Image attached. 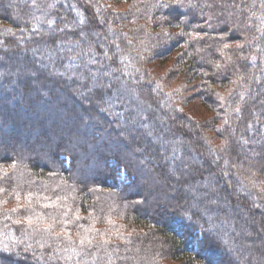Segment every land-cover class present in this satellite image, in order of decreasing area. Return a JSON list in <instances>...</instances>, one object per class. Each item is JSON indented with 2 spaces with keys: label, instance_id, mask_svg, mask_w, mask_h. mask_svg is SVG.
Wrapping results in <instances>:
<instances>
[{
  "label": "trees",
  "instance_id": "1",
  "mask_svg": "<svg viewBox=\"0 0 264 264\" xmlns=\"http://www.w3.org/2000/svg\"><path fill=\"white\" fill-rule=\"evenodd\" d=\"M144 131L200 161L175 193ZM208 171L227 210L186 200ZM250 224L264 234V0H0V264H262Z\"/></svg>",
  "mask_w": 264,
  "mask_h": 264
},
{
  "label": "rangeland",
  "instance_id": "2",
  "mask_svg": "<svg viewBox=\"0 0 264 264\" xmlns=\"http://www.w3.org/2000/svg\"><path fill=\"white\" fill-rule=\"evenodd\" d=\"M127 5L123 4L121 5V8H126ZM155 64V63H154ZM173 66V63L172 61L171 62H165L164 64H162L158 70H157V73H165L167 72L168 70H170V68ZM182 82L181 79H173L171 81V85L172 87L170 88V90H174L173 88H175L177 85H179L180 83ZM94 84H91L90 87H92ZM74 94V92H73ZM136 93L133 91V92H130L128 91L126 88L124 87H120L117 91H116V95L117 96H120L124 99H127V98H130L134 101L135 99V95ZM75 95V94H74ZM76 96V95H75ZM106 100V103L104 104L106 106L107 109L110 110L111 113H113L115 116L118 117V115L116 114V111H114V106H115V103L112 102L111 100ZM128 100V99H127ZM136 100V99H135ZM145 103H136L133 107L132 105V108L135 112V114H138L141 115V108L142 109H145V112H148V111H153V109L147 105H144ZM187 107V108H186ZM162 109V107H160ZM183 109L184 111L186 109H189L188 110V113L199 123L200 121H203L205 119H208L209 116H210V113L208 110H206L205 107H202V105L200 104V102L197 100V98L195 96L192 97V100H190V103L186 106H183ZM184 114V113H183ZM138 115V116H139ZM117 119V118H116ZM160 120L162 121V123H160ZM118 121V127L122 128V131H124L125 133H123V135H126L128 133L127 136H130L132 135V131L128 130L127 128L128 127H132L134 124H131V120L128 118V119H121L120 117L117 119ZM166 122L165 119L157 116L156 118V121L152 123V126H150V128H155V127H163V123ZM179 124V123H177ZM175 126H178L180 128H186V129H191L190 131H192V128L190 126H187V125H182V124H179V125H175ZM144 127V126H143ZM143 128L140 126V131L142 130ZM201 130L202 132H206L204 129V127H201ZM144 134V135H143ZM140 135L142 136H145L146 137V141L147 140H150V142L154 143V144H158L160 146V149H161V158L160 160H157V159H153L151 158L150 156H148L147 152L145 151L144 147H143V151L142 152V160L149 163L150 165L154 166L155 167V164H157L159 166V164H162L165 169H166V172H168L169 175L172 176V179H173V182L171 183V189L173 191V193H175L179 188H180V178L179 176L183 175V171H186L188 169L190 170H195V169H200L202 168L201 167V163L200 161L198 162L196 160V156H195V153L192 151V149L190 148L191 146H193L192 144H188L187 142H184L186 148L188 147L187 150L189 151H192L189 153L188 156H184L182 157L181 156V159L179 158V154L177 153V143H179L180 141V137L178 135L174 136V133H173V137L170 139V140H167V141H162V138L161 137H151V135H147L144 132H140L139 133V137ZM133 138L134 139H137L138 137L136 136V133H133ZM143 143H145V141H143ZM181 143V142H180ZM240 149V148H239ZM242 147H241V150H240V155L242 156V158H245V154H244V151H242ZM140 153V152H139ZM148 156V157H147ZM171 159V160H170ZM189 171H186V172H190ZM185 172V173H186ZM219 173L217 171H214V172H211V171H208L205 175H204V180L202 182H194V183H185L184 184V190H185V193H186V200L189 204H191L192 207H194L196 205V201L199 203V207H200V211L201 213L203 214H206L207 210L205 209L206 205L207 204H211L213 207H217V208H224V210H227L228 207H229V202L228 200L226 199V197H224L222 195V192H221V189H220V186L218 184H216V179H215V175H218ZM123 179V178H122ZM126 181V180H125ZM180 184V185H179ZM183 185V184H182ZM203 191H207V192H204L202 193ZM221 200L222 203L219 205L217 203V201ZM216 204V205H215ZM205 206V207H204ZM222 206V207H221ZM229 212V211H228ZM246 222H249V218L247 217ZM221 223V227L225 226L226 223L225 221H220ZM209 224L211 225L210 221H209ZM253 226V225H252ZM251 224L249 227H245L244 228V234L246 236H254V232L258 233V235L260 236L259 239H258V242L255 241V245L257 247H260L263 243V239H264V234L263 232L259 229V227L254 224V226L252 227ZM226 235L225 233H222L218 236V239L219 241L221 242V244L227 248V249H231L232 251L233 250H237L240 246H238L237 243L235 242H231L230 241V238H227L226 240ZM254 245V246H255ZM207 253V252H205ZM251 253L249 254H246V253H242L241 256L239 258L233 256L232 258L234 259V261L236 262V264H245L243 261L245 260V258H249ZM206 257H208V254H206ZM210 262H212L213 264H228V263H225V262H221L220 259L218 257H211L209 258ZM262 264H264V257H262Z\"/></svg>",
  "mask_w": 264,
  "mask_h": 264
},
{
  "label": "snow or ice",
  "instance_id": "3",
  "mask_svg": "<svg viewBox=\"0 0 264 264\" xmlns=\"http://www.w3.org/2000/svg\"><path fill=\"white\" fill-rule=\"evenodd\" d=\"M12 166L15 167L14 164ZM14 211H15V209H14ZM53 219H55V218H53ZM29 223H31V219H29ZM50 230H51V226H49V228L45 229V231H50ZM62 231H63V229H62ZM81 243H83V241H81Z\"/></svg>",
  "mask_w": 264,
  "mask_h": 264
}]
</instances>
